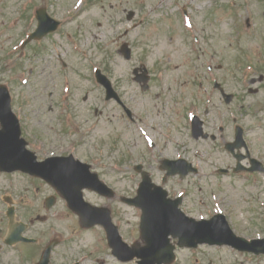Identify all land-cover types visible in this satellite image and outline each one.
Returning <instances> with one entry per match:
<instances>
[{"label":"rangeland","instance_id":"obj_1","mask_svg":"<svg viewBox=\"0 0 264 264\" xmlns=\"http://www.w3.org/2000/svg\"><path fill=\"white\" fill-rule=\"evenodd\" d=\"M42 4L63 21V27L50 41L29 45L21 52L23 35L33 24L29 27L26 19L20 17L18 24L9 29L10 24L6 22L20 13V5L35 8ZM129 9L136 13L133 21L143 19L135 28L126 20ZM247 19L250 26L246 25ZM128 28L127 37L119 40ZM242 29L245 33L239 34ZM0 31L3 33L0 56L5 48L15 44V60L8 63L13 67L11 72L0 69V83L11 93L13 111L20 119L27 140L77 138L86 143L87 148L91 147L92 155L102 156L109 168L114 164V169L124 159L125 163L133 165L146 157L149 142L140 136L137 125L131 126L129 133L121 129V111L114 102L105 103L102 90L93 80L91 67L102 64L123 99L136 96L139 100L141 95L140 112L146 117L143 120L152 122L158 133L152 150L171 157L185 154L198 167L197 174L178 181L191 189L185 211L200 218L220 209L229 210L230 216L241 225L254 221L258 227H264V221L255 220L260 209L249 197L254 190L244 180L219 175L215 166L225 165L227 160L223 149L218 143H195L184 120L190 100L201 103L207 98L196 86L194 74L205 71L209 75L205 89L208 90L206 96L212 99L211 107L223 101L220 91L213 88L216 80L221 84V91L233 94V103L244 105L242 122L248 125L250 138L264 155V70H261L264 66V0H0ZM125 41L132 49L130 61L119 54L120 45ZM247 52L253 59L246 57ZM59 60L66 64L64 70ZM141 63L152 75L151 88L145 93L129 79L132 68ZM208 65L212 67L210 71ZM159 68V80H156ZM177 80L183 82L181 91L175 84ZM256 99L263 103L254 106ZM59 101L76 108L75 119L68 120L69 127L63 134L58 129L60 123L66 122L55 117ZM94 108L101 115L97 128L91 130ZM118 129L123 137L117 136ZM144 129L148 132V128ZM96 144L103 149L101 152L94 149ZM80 153L85 155L82 149ZM157 163L153 165L156 179L160 176ZM121 165L124 167L123 162ZM103 178L115 187L117 196L133 193L138 181L134 174L115 171ZM0 188V199L10 196L16 204L17 219L27 222L32 219L36 226L52 227L50 235L58 233L63 243L54 250L53 264H67L81 257H85L86 263L117 264L109 255L100 230L80 229L76 216L61 202L50 210L45 209L43 200L51 189L43 182H34L20 173H0ZM224 195L225 203L220 202ZM114 199L111 202H114V215L121 220L125 238L130 242L135 235L136 212L126 208L117 197ZM1 206L3 210L5 203ZM39 217L46 218L39 221ZM17 254L14 249L4 248L1 257H8L4 261L9 259L12 264H26L21 263ZM237 259L226 248L200 246L190 251L179 250L175 264H237Z\"/></svg>","mask_w":264,"mask_h":264},{"label":"water","instance_id":"obj_2","mask_svg":"<svg viewBox=\"0 0 264 264\" xmlns=\"http://www.w3.org/2000/svg\"><path fill=\"white\" fill-rule=\"evenodd\" d=\"M42 22L38 31H42ZM33 34V36H35ZM126 55H129L127 50L124 51ZM99 81L103 83L107 88V99L116 94L111 89L110 83L105 77L99 76ZM0 122L2 129L0 130V168L5 170L21 169L31 174H36L44 177L48 181L54 184H60L67 188L78 185L84 178L83 174L75 170L76 168L61 162L59 160H52L43 164L36 163L34 155L25 149L24 140L20 139V129L18 121L10 111V99L8 92L5 88L0 87ZM158 201L154 202V205ZM72 207L83 213L85 217H89L88 211L85 209L82 202L73 204ZM154 226L156 223L152 222ZM196 228V227H194ZM22 229L12 231V235L9 236L13 240L20 239V231ZM157 232L151 233L153 240H163L159 234L161 228H156ZM233 236L230 234L226 235V231L223 226H217L216 224L207 223L204 227L197 229L194 240L196 242L208 241L210 243H222L232 242ZM140 256L145 257L143 254ZM167 255L158 259V262L167 260Z\"/></svg>","mask_w":264,"mask_h":264},{"label":"flooded vegetation","instance_id":"obj_3","mask_svg":"<svg viewBox=\"0 0 264 264\" xmlns=\"http://www.w3.org/2000/svg\"><path fill=\"white\" fill-rule=\"evenodd\" d=\"M150 81H151V78H150ZM136 106H142L141 104H136ZM131 107L133 108V107H135V104H131ZM127 117H129V116H127ZM133 117V116H132ZM130 118V117H129ZM129 120H132V122H134L135 120H133V118H130ZM61 148H64V146H62L61 145ZM42 149H44L43 147H42ZM249 150V149H248ZM240 173H237V174H233V175H239ZM251 197V199L253 200V201H255V200H264V190H260V189H258L257 191H256V193L255 194H252V196H250ZM36 245H37V243H35ZM34 244V245H35ZM4 247H7L6 245H4L3 243H0V264H12L11 262H9L10 260L8 259L6 262L4 261V260H6V259H3L2 257H1V254H2V252H3V248ZM37 252L38 253H41L42 252V248L40 247V246H38V249H37ZM22 258L24 259V261L25 262H30V261H33V259H34V253H33V251L32 250H30V251H28L25 255H23L22 256ZM16 261H17V259H16ZM18 262V261H17Z\"/></svg>","mask_w":264,"mask_h":264}]
</instances>
